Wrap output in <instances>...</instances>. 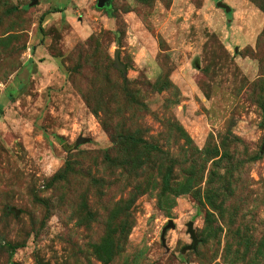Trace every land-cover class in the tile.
<instances>
[{
    "label": "rangeland",
    "instance_id": "rangeland-1",
    "mask_svg": "<svg viewBox=\"0 0 264 264\" xmlns=\"http://www.w3.org/2000/svg\"><path fill=\"white\" fill-rule=\"evenodd\" d=\"M263 143L264 0H0V264H264Z\"/></svg>",
    "mask_w": 264,
    "mask_h": 264
},
{
    "label": "water",
    "instance_id": "water-1",
    "mask_svg": "<svg viewBox=\"0 0 264 264\" xmlns=\"http://www.w3.org/2000/svg\"><path fill=\"white\" fill-rule=\"evenodd\" d=\"M105 1L106 0H99V6H102L105 3ZM217 7L224 9L226 13H229L231 11L229 6H227L226 4L221 3V2L217 3ZM114 65L116 68H119L121 70L124 69V67L121 65L120 60H119V50L118 49H116L114 52ZM88 142H89V139L79 137L74 144V148H78L79 146L86 144ZM263 148H264V143H263ZM15 213L17 214L18 212L15 211ZM171 228H174V224L172 221H169L168 225L162 230V234H161L162 243H164L165 233L167 232V230H169ZM187 229H188V233L190 235V238L192 240V246L190 247V249H194L196 247V245L198 244V240H197L195 233L193 231V223H191V222L188 223Z\"/></svg>",
    "mask_w": 264,
    "mask_h": 264
},
{
    "label": "trees",
    "instance_id": "trees-1",
    "mask_svg": "<svg viewBox=\"0 0 264 264\" xmlns=\"http://www.w3.org/2000/svg\"><path fill=\"white\" fill-rule=\"evenodd\" d=\"M260 9H261V5L259 6L258 4H256ZM164 189L167 191L168 189H169V182H168V180H166L165 182H164Z\"/></svg>",
    "mask_w": 264,
    "mask_h": 264
}]
</instances>
